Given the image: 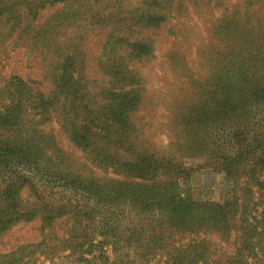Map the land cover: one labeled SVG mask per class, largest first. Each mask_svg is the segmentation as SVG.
Returning a JSON list of instances; mask_svg holds the SVG:
<instances>
[{
	"label": "trees",
	"instance_id": "obj_1",
	"mask_svg": "<svg viewBox=\"0 0 264 264\" xmlns=\"http://www.w3.org/2000/svg\"><path fill=\"white\" fill-rule=\"evenodd\" d=\"M216 9L213 87L187 94L160 148L146 136L154 103L141 68L161 39L173 56L188 45L180 20ZM263 10L264 0H0V38L36 52L51 83L0 72V241L34 222L41 236L0 251V264H264ZM93 62L100 79L87 76ZM48 123L112 177L75 172L39 129ZM195 158L224 175V200L194 198Z\"/></svg>",
	"mask_w": 264,
	"mask_h": 264
},
{
	"label": "rangeland",
	"instance_id": "obj_2",
	"mask_svg": "<svg viewBox=\"0 0 264 264\" xmlns=\"http://www.w3.org/2000/svg\"><path fill=\"white\" fill-rule=\"evenodd\" d=\"M229 4H233V1ZM50 13L52 15L53 11ZM47 14L42 16V23L50 18ZM221 15V10L216 9L210 16L199 17L194 14L190 18L180 20L179 25L187 35L188 45L177 51L178 56H173L170 53L173 39H161L154 59L141 68L147 95L151 103H154V106L150 107L153 110L152 117L146 118L149 129L146 136L160 148L168 145L173 133L172 128L178 129L185 112L183 104H187V94L204 95L213 87L216 64L212 66V52L209 45L212 40L209 32L215 23L218 24ZM93 43L90 44L91 51L97 49ZM94 57L95 55L91 56V60ZM94 64L95 62L87 69V76L90 79H100V73ZM0 72L7 77L18 75L26 80L43 81V89L45 91L51 89V83L45 78L46 63L42 62L41 57L36 55V52H29L28 48L20 44L14 45L11 40L3 42L1 38ZM39 129L48 139L56 140L59 149L66 154L65 157L70 161L75 172L101 180L112 177L95 168L80 151L73 148L56 123L45 124ZM187 163L194 168L190 186L196 200L220 202L225 199L229 186L222 173L206 166L204 158L189 159ZM38 227L39 223L35 222L18 226L14 229L12 237L0 241V251L8 253L14 245L40 241ZM60 264H70V261L64 260Z\"/></svg>",
	"mask_w": 264,
	"mask_h": 264
}]
</instances>
